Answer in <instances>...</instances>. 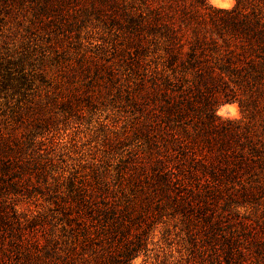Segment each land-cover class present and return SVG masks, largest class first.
<instances>
[{"label": "trees", "instance_id": "16d2710c", "mask_svg": "<svg viewBox=\"0 0 264 264\" xmlns=\"http://www.w3.org/2000/svg\"><path fill=\"white\" fill-rule=\"evenodd\" d=\"M43 1L55 9L68 2ZM86 1L84 12L100 19L104 6L113 10L109 19L139 68L140 103L147 110L148 99H162L150 138L162 183L149 179L130 189L107 181L73 184L59 205L61 227L42 245L44 264H132L144 248L142 232L155 224L154 210L167 201L180 206L188 224L201 222L213 262L264 264V222L243 235L237 227L227 231L212 211L216 193L230 191V203L237 204L264 194V0H236L231 9L207 0ZM228 103H238L250 121L217 116ZM256 115H262L257 124ZM178 149L180 195L173 196L168 163ZM25 155L20 145L0 144V192L18 193L32 174L44 176L41 160ZM38 224L0 193V257L22 250L26 228Z\"/></svg>", "mask_w": 264, "mask_h": 264}, {"label": "rangeland", "instance_id": "374dc122", "mask_svg": "<svg viewBox=\"0 0 264 264\" xmlns=\"http://www.w3.org/2000/svg\"><path fill=\"white\" fill-rule=\"evenodd\" d=\"M207 2L218 8L228 4L226 9L236 5V0ZM42 4L0 0V144L22 146L26 159L41 160L44 167V176L32 174L31 183L18 193L11 187L0 192L22 216L40 221L26 228L24 248L2 255L0 264H44L42 245L61 227L59 205L69 199L73 184L107 181L130 189L149 179L162 183L150 140L162 99H148L147 110L140 103L139 68L127 40L109 19L113 10L104 6L106 16L100 19L84 12L86 0H68L61 9ZM233 104L238 118L227 112L222 118L244 120L238 103L217 111ZM261 116L256 115V124ZM177 151L167 173L174 181L173 196L180 195ZM228 192L216 193L211 208L226 230L237 227L243 235L258 230L264 222V194L237 204L230 203ZM162 207L159 213L154 210L155 224L142 232L144 248L132 264H218L211 259L201 222L188 224L180 206L168 201Z\"/></svg>", "mask_w": 264, "mask_h": 264}, {"label": "clouds", "instance_id": "9594fccd", "mask_svg": "<svg viewBox=\"0 0 264 264\" xmlns=\"http://www.w3.org/2000/svg\"><path fill=\"white\" fill-rule=\"evenodd\" d=\"M220 7H229L228 4H221ZM229 113L232 118H238V107L233 104L217 111V116L223 117L225 113Z\"/></svg>", "mask_w": 264, "mask_h": 264}]
</instances>
